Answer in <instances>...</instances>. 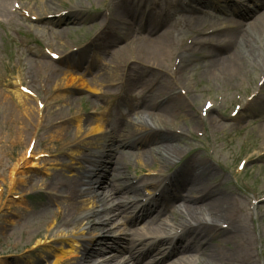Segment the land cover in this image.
Returning a JSON list of instances; mask_svg holds the SVG:
<instances>
[{
	"label": "bare ground",
	"instance_id": "1",
	"mask_svg": "<svg viewBox=\"0 0 264 264\" xmlns=\"http://www.w3.org/2000/svg\"><path fill=\"white\" fill-rule=\"evenodd\" d=\"M117 1H111L113 11L109 15H105L101 19L97 14L90 19V22L101 20V26L105 29L97 34V38L101 40L98 48L99 54L104 56L114 53L115 56L117 55L116 57L120 58L123 64L121 68L124 67L127 73L120 74L118 87H121L122 82L129 78V70L141 69L145 64L154 65L155 67L151 68H155L157 79H161L160 81L157 80L155 84L159 90L161 88L164 96L155 98L152 83L147 84V86L144 84L140 107H135L131 101H128L127 104L133 108L130 111L131 114L143 116L146 121H134L129 125L119 123V126L111 130L102 141L96 139L94 144L88 145L89 154H82L79 151V137L71 140L72 143L66 144L69 153H65V155L68 159L75 160V162H64L60 169L63 170L65 176L59 180L60 175L59 179L57 177L59 181L51 185L52 189L49 186L47 188V190H52V193L47 195L48 200L45 201V204L48 205V208H51L52 205L58 208L49 220V224H47L43 234V238L47 239H41L36 246L31 248L33 251L37 248L40 249L39 256L32 258V251H27L29 254V257L27 256L28 264L48 261V258L52 259L51 264H63L65 260H70L78 255V264H87L90 259L103 252H109V256L107 255V258H103V263L100 264H106L114 260L120 252H122V255L128 254V257L125 258V263L121 264L168 263L170 257L166 260L150 258L152 255L150 250L152 249L143 254L133 251V245H135L133 243L140 239L139 236L143 234L137 225L140 220L144 219H147L145 222L147 232L155 234L154 240H161L162 243H159V245H169L173 242L172 252L174 251V253L180 255L177 258L179 263L192 264L193 258L199 254L203 260H200L202 264H257L252 254V249L255 246L254 232L247 227V224L242 223L232 214L233 201L231 197L233 194L227 193L225 190L220 191L218 195L214 192L221 186L222 182L215 186L207 184L208 179L221 175L219 167L211 163L200 160L187 161L188 163L184 161L180 168L177 169L176 175H172V184H166L162 192L151 199L153 206L149 207L146 204L144 209L136 215L134 214L135 216L130 217L135 212L132 211L131 213L129 211L133 207L136 208L135 200L120 202L114 206L109 205V201L122 194L139 192L141 187H152L154 189L164 183L162 178L155 180L156 182L151 181L150 178H145L137 184L130 183L127 177V160L134 158L137 160L135 162H141L143 166H151L148 165L149 162L159 159L163 165H166L163 168H167V162L181 157L183 150L180 146L187 140L183 139L184 141H180L178 137L186 138V135L179 123L175 122L176 119L172 118V115L184 114V116L190 118V122L196 123V121H199L200 123L198 117L195 119L193 116L195 113L188 107L189 101L192 100L190 98L192 90L189 85H186L187 79L184 77L188 64L185 66L183 62L187 61L186 63H190L192 61V52L194 50L202 51L201 54L203 55L201 56V59H203L201 79H208L213 83L228 85L233 81L241 80L242 76L245 77L247 75L246 67L248 64H255L258 69L254 70L256 72H264V53L261 50V45H264V1L256 5L257 12L242 13V8L231 9L232 15L235 16L233 25L212 31L204 38L195 37V35H199L198 32L201 27L212 29L216 28V25L212 22L207 23L197 20L193 12L196 10L197 3L209 5V0H196L195 6L193 4L185 5L183 0L171 1L170 9L174 10V15L179 14L180 18L188 23L190 33L195 37L190 44L180 48H175L171 44V40L167 38L168 35H165L167 32L164 34L163 30L164 26H168V20L172 15L171 11L164 9L165 17L161 19L162 15L160 12L149 13L154 5L152 0L150 3L149 0ZM8 2L9 0H0V17H6ZM39 3L43 8H48L50 11L53 10V13L60 12V10L56 9L57 4L53 3V1L48 0L45 2L39 0ZM70 8L75 10L71 14V16H74L83 7L79 2L75 1ZM120 10L126 11V14L124 13L125 16L119 14ZM111 14L112 16H110ZM140 15L144 18L146 17L145 22L144 18L140 19ZM128 16L131 17L129 18ZM135 24L139 26V31H134ZM123 41L125 42L124 45H122ZM84 52L74 63L76 68L89 64L87 57H82ZM34 61L37 69L45 70V66H38L41 61ZM165 69H168L170 74L163 72ZM180 69L182 70L181 74ZM244 69L245 73H242ZM251 72L252 70L249 71L250 74ZM19 73L22 74V72ZM152 77L154 78V75ZM139 79L140 76L134 78V82H140ZM114 82L116 84V80ZM114 82H109L108 87L113 86ZM59 91L55 95L56 100L64 98V95H62L63 90L60 89ZM118 91H120V88ZM14 93L19 105L33 108L34 104L30 97L18 90ZM64 100L65 106L70 107L73 105L72 97H66ZM0 101L2 106H7L4 99H0ZM262 106L264 107V102ZM47 107L45 105L43 112L38 111V108L35 107V125L37 119L39 121L37 126L44 125L47 119ZM137 109H140V111L136 112ZM218 110L219 108L216 104L208 105L206 101L203 102L198 114L204 120V126H207L211 120L214 121L221 118L214 117L213 113ZM202 112H205V116H203ZM70 114L55 120L52 126L60 130L67 127L76 132V134L84 133L85 138L93 136L92 138L95 139L98 137L95 133L102 130V124L96 125L98 124L96 118L92 119L77 115L76 112ZM66 117L67 119H63ZM57 121H61V123H56ZM32 141L33 135L31 134L25 151ZM176 141H178L179 145L174 144ZM153 144L161 145L162 149H153ZM193 150L197 151L198 147ZM60 153L52 152L53 155L57 156ZM93 153L100 154V158H96ZM29 157L31 155L25 152L21 160L25 166L21 167L18 161L9 175L10 197L7 200H3L1 205V207L3 205L6 207V212L8 210L17 211L13 207L20 209L23 208V204L27 203L26 199L30 195V187L25 183L27 182L26 178L30 176H28L29 172H26L25 169L39 167V164L29 160ZM52 161L56 162L57 159H46L43 161L46 162L43 167L46 171L45 173L53 171L50 163ZM84 164H86L84 167L79 168L84 170L82 173L78 169L72 171L73 168H78L77 166ZM110 170L115 173L114 176H110ZM149 177H153V175L149 174ZM60 182L61 184H58ZM20 185L24 187V190L15 192L16 189L20 188ZM54 191L63 193L66 197H56L53 194ZM96 191L101 192V198L84 199ZM20 193H26V195L22 196L20 200L18 199L19 201L15 200L13 196ZM176 201L179 202L174 204ZM179 204L181 206H178ZM28 208L26 206L24 209L28 210ZM173 208L174 210L171 213L173 216L166 217V212ZM180 208H184L185 212L188 213L189 220L183 219L182 221L181 215L183 211ZM121 213L130 214L129 224L138 227L131 229L133 231L132 237L134 238L131 246L128 248L124 237V234L128 233H123L120 230V233L123 234V236L121 235L122 237L114 238L116 241L106 239L105 242L97 239L95 242L96 248H94V239L92 238L95 237H90L87 229L97 228L98 230L113 224ZM10 215V220H6L4 217L0 219V224L4 226L0 230V239H3V236L9 238L12 233L10 229L15 227V223L19 222L16 218L20 219V215L23 214L18 212L16 215L14 212L10 213ZM225 221L227 223H224ZM84 222L85 224H83ZM219 223L224 226H220ZM169 229H172V231L168 235L163 234L168 232ZM55 230H57L56 234H54ZM174 231L175 233H172ZM44 244H46V249L39 247ZM121 244L123 249H121ZM166 249H164V252ZM145 259L150 260L145 262ZM0 264L7 263L0 261ZM20 264H24V262H20Z\"/></svg>",
	"mask_w": 264,
	"mask_h": 264
},
{
	"label": "rangeland",
	"instance_id": "2",
	"mask_svg": "<svg viewBox=\"0 0 264 264\" xmlns=\"http://www.w3.org/2000/svg\"><path fill=\"white\" fill-rule=\"evenodd\" d=\"M43 1L47 2L48 0ZM75 1L79 2L83 7L80 9V12L78 11L76 15L71 16V14L75 12L74 11L64 17L51 20L49 23L45 22V17H41L34 22L28 21L19 13L7 17L10 7L9 4L6 7V17H0V99H4L7 104V106H2L0 101V179L2 177L5 179L4 182L0 183V190L2 189L3 192V194L0 193V219L4 217L6 220H10V213L14 212L16 215L18 212H22L23 214L20 215V219L16 218L19 222L15 223L14 228L10 229L12 233L10 232L9 238L3 236V239H0V261H5L7 264H20V262L28 264L29 254L25 251L26 249L32 251V258H37L41 252L38 248L35 249V251L31 248L40 242V240L36 239L43 237L47 224H49V220L58 207L52 205L51 208H48V205L45 204V201L48 200L46 195H44L45 192H40V190H43L45 185L51 188V185L63 179L65 175L60 168L64 162H75V160L72 161L65 155V153L68 152V146L64 148L63 142L67 140L71 141L79 137V151L82 154H89L90 151L88 147L94 144L96 139L103 140V138L99 136L95 139L92 138L93 136L85 138L84 133L76 134V132L67 127L63 130L55 129V127L52 126L54 125V121L70 113L74 114L75 112L81 111L84 113V117H95L110 124L116 123L118 126L120 122L117 119H125L124 115L127 113L128 107L122 102L120 108H115L113 112L107 114L105 110L108 108V102L113 101V99L106 98L100 94V92L104 90L114 93L115 89L108 88L109 82H114L115 80L117 82L118 78L121 76L120 74L127 73L124 67L121 68L123 64L120 58L116 57L117 55L115 56L114 53L104 56L100 54L93 59L92 65L88 59V57L91 59L93 54H91L87 48H89L90 44L95 45L92 44V42L96 40L95 36L101 30V20L90 22V19L97 14L102 19L105 12L108 11L109 5L111 6V2L110 0H57L54 1V3L57 4H55L57 10H62L61 12H64L65 10L71 11L70 7ZM118 1L121 2L123 0ZM157 1L162 2V6L156 8L158 11L161 7L162 9L163 7H167L170 1L174 0ZM212 1L213 8L217 9L218 5L221 11L212 10V4L208 7L198 6L200 10L196 11L197 13L194 17L200 21L208 20V23L212 22L216 25L226 24L228 12L225 4L226 0ZM150 2L151 0H149V3ZM184 2L189 3V0H184ZM28 4L29 5L25 2L22 3L24 8L31 5L30 7L34 6V8H37L38 12H43L41 11L43 7L39 3V0H36V5L29 2ZM51 12H53V10H51ZM168 23L170 26L168 28L171 29V33L167 38L171 40V44L175 48H177V43L185 42L189 38H193V34L190 33L187 22L184 21L182 23L176 20V17H172L169 19ZM138 28L137 25L134 26L135 31H139L137 30ZM202 29L203 27H201V30ZM89 42L90 44H88ZM124 44L125 42L123 41L122 45ZM44 46L51 48L53 51L56 50L59 53H63L67 49L70 50L73 47L79 48L80 50L77 54L70 56L68 59L59 63L50 64L42 52V47ZM85 49L87 51L84 52L82 57H87L89 64L87 63L80 68H76L74 63L81 57L82 51ZM201 53L202 51L200 50H194V52H192V61L190 63H186L187 61L183 62L185 66L188 64L184 72V77L187 79L186 85H189L192 90V96L190 95L192 100L189 101L188 107L195 113L193 116L195 119L198 117L200 123L199 121H196V123L190 122V118L184 116V114L172 115V118L176 119L175 122L179 123L182 130L189 134V139L178 137L180 141H184L183 139L187 140V142L180 146L183 153L180 158L167 162L168 168L166 169L170 170L174 168V172H177V169L180 168L184 161L190 162L199 160L219 167L221 175L208 179L207 184L214 186L222 182L221 186L214 192L218 195L220 191L225 190L227 193L233 194L231 197L233 201L232 214L242 223L247 224V227L254 232L255 246L252 249L253 259L257 264H264V201H259L257 205H254L253 201V199L264 197V157L261 159L257 158L259 152H261V149L264 147V107L262 106L264 102V88L262 95L259 98H255L254 101L250 103L249 107L246 109L247 111L241 110V113L236 116L237 118H230V113L233 110L234 104L236 101H239V98H241V103L244 105L250 101L247 99L248 96L251 94V96H253L258 92L261 82V72L254 71L258 69H256L253 64H248L246 67L247 75L245 77L242 76L241 80L233 81L228 85L217 82L213 83L208 79H201V74L203 72V59H201L203 55ZM34 60L37 62L42 60L38 66H45V70L37 69ZM15 65L17 66L14 67ZM151 67L155 66L145 64L141 69L129 70L128 75H130V77L138 78L140 76L141 79L140 83L136 86L137 93L134 95L132 94V97H140L139 92L142 90L141 87L144 83H152L155 98L164 96L161 88L159 90L158 86L155 84L157 80L160 81L161 79H157V73L154 71L155 68ZM251 70L252 72L250 74L249 71ZM163 71L168 72V69ZM19 72H22V77L30 74L29 78L36 79L30 87L39 93L40 98H42L48 106V113L46 114L47 119L46 121L44 120L45 123L42 126H37L38 124L35 125L36 112L35 106L33 105L34 103L32 102L33 108L19 105L15 96L14 92L17 87L14 86V84H16V78L20 74ZM181 72L182 70L180 69V74ZM242 73H245V69ZM152 75H154V78ZM47 78L49 81H47ZM52 80L53 83H51ZM58 86L63 90L62 95H64V98L56 100L55 95L60 91L58 89L53 91L52 89ZM69 96L73 99V105L70 107L65 106L66 103H64V99ZM207 99L217 101L219 110L213 114L214 117L221 118L215 119L214 121L211 120L207 126H204V120L200 118L198 111L202 107L203 102ZM95 108L99 111L96 115H91L93 110H96ZM138 111H140V109H138ZM139 118L143 119L145 117L139 116ZM125 121L126 120H123L124 123ZM106 126L108 127L107 124ZM61 132L62 134L60 135ZM199 133L203 134L202 137L198 136ZM31 134L33 137H36L37 151L61 153L59 156L55 157V159H57L56 162H50L53 171L48 174H51V176L47 175L44 169H25L26 172H29L28 176H30L26 178L27 182L25 183L30 187V195L27 198V203L23 204V208L20 209L13 207L17 211L8 210V212H6V207L4 205L1 207V205L3 200H7L10 197L9 175L18 161L22 158ZM59 136L60 138H58ZM174 144L179 145L178 141L174 142ZM196 147L199 148L198 151L194 150L190 152V150ZM152 148L156 150L162 149L161 145L156 144H153ZM250 151H256L257 154L247 162L242 172H236L238 162ZM135 160L134 158L127 160V173L128 177H130V182L133 181L134 178L140 179L145 176V173H142L144 166L141 165V162L137 163ZM134 162L139 165L137 168L134 167ZM148 165H153V167L156 168H163V166H166L163 165L159 159L149 162ZM24 166L25 165L22 167ZM77 167L78 168H73L72 171L79 169L80 165ZM145 167L147 168L148 166ZM60 175L61 177L59 179ZM114 175L115 173L111 171L110 176ZM57 177L59 180H57ZM58 184H61V182ZM19 187L20 188L18 190L16 189L15 192L24 190L22 185ZM140 193L143 194L141 197L143 198V191ZM100 194L101 193L98 192L99 196ZM113 201L114 199L110 201V205L116 202ZM125 201L127 200L125 199ZM26 206L29 207L28 210L24 209ZM99 209H101V207H99ZM173 210L174 208L166 212V217H172L173 214L171 213ZM181 219L183 221L184 215H181ZM45 220L46 222H44ZM14 222L16 221L14 220ZM115 222V226H121L124 223V219L119 217ZM224 223H227V221ZM138 225L142 231H146L145 220L141 221ZM113 226L114 225L107 228L103 227L97 231L94 230V233L90 230L88 233L91 235L101 233L104 234L105 237H112L118 234L110 230ZM3 227L4 226L0 224V230L3 229ZM122 228H124V226ZM38 236L39 238H36ZM126 240L131 243L129 237ZM145 246L146 245H139L138 250L144 249ZM15 247H18V250H15ZM39 247L46 249V244L40 245ZM93 247L96 248V243L93 244ZM157 249L160 250V248ZM158 250L157 256H160L158 252L162 254V249L160 251ZM99 256L93 257L87 264H94L98 261L97 258ZM179 256V254L173 253L168 264H185L177 262L175 258ZM200 260L203 261L202 257L197 254V256L193 258L192 264H202ZM46 261H40L37 264L52 263L51 258H48V261ZM78 261L79 256L73 257L70 260H65L63 264H78ZM144 261L147 262L146 259Z\"/></svg>",
	"mask_w": 264,
	"mask_h": 264
},
{
	"label": "snow or ice",
	"instance_id": "3",
	"mask_svg": "<svg viewBox=\"0 0 264 264\" xmlns=\"http://www.w3.org/2000/svg\"><path fill=\"white\" fill-rule=\"evenodd\" d=\"M54 55V54H53Z\"/></svg>",
	"mask_w": 264,
	"mask_h": 264
}]
</instances>
